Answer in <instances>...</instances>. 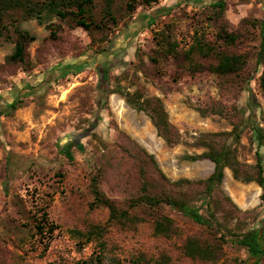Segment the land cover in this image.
Returning a JSON list of instances; mask_svg holds the SVG:
<instances>
[{
  "label": "rangeland",
  "instance_id": "374dc122",
  "mask_svg": "<svg viewBox=\"0 0 264 264\" xmlns=\"http://www.w3.org/2000/svg\"><path fill=\"white\" fill-rule=\"evenodd\" d=\"M212 1L158 0L150 8L140 6L131 17L123 9L118 12L120 22L111 34L112 42L105 44L108 53L91 49V35L83 27L61 25L53 37L51 28L37 19H20L21 27L36 37L29 50L38 63L30 71L5 67L14 43L8 38L11 34L0 37V264H76L99 250L96 242L81 249L72 230H86L91 223L104 224L108 219L106 207H90V181L103 143L113 142L116 128L154 154L172 180L204 179L213 172L214 163L184 156L207 150L197 143L203 133L230 131L233 123L217 114L204 115L199 108L216 100L234 103L245 117L240 159L256 163L257 141L251 125H264L260 117L264 112L262 67L256 65L263 39L259 23L264 19V0H226L220 17L213 14ZM102 6L103 0H95L97 16ZM222 24L229 33L238 32L233 45L219 39ZM166 25L172 27L181 49L189 48L198 34L222 50L245 54L248 62V90L232 98L221 92L209 69L214 56L197 55L205 67L194 72L185 67L183 57L156 65L147 59V69L138 72V81L148 95L164 101L170 121L182 134L174 145L158 136L144 111L130 107L118 93L109 95L107 101L100 91L108 70L121 74L137 60V52L147 58L156 48L155 32ZM14 100L22 102L16 110L10 107ZM72 140L77 143L70 148V158L63 150ZM261 151L264 154V148ZM222 188L240 209L256 215V219L254 214L247 217L246 229L264 227L263 189L257 182L237 180L226 168ZM43 209L49 222L58 225L48 248L47 239L34 234L32 220L34 216L38 220ZM164 211L175 220L176 232L171 237L154 235L150 219L138 223L136 229L110 225L104 263L134 264L139 257L147 262L168 254L171 264H264V256L255 262L246 248L225 240L223 232H211L169 206ZM202 211L207 214L205 208ZM188 236L221 246L217 262L186 256L182 247Z\"/></svg>",
  "mask_w": 264,
  "mask_h": 264
},
{
  "label": "trees",
  "instance_id": "16d2710c",
  "mask_svg": "<svg viewBox=\"0 0 264 264\" xmlns=\"http://www.w3.org/2000/svg\"><path fill=\"white\" fill-rule=\"evenodd\" d=\"M158 0H103L99 16L95 14V0H0V37L6 33L14 43L13 51L5 58V67L30 71L34 62L30 46L36 37L20 25V19H37L39 23L49 26L52 36H56L58 26L69 28L83 27L91 35V49L97 53H108L111 34L119 25L120 13L124 9L131 17L140 7H152ZM215 17L224 16L226 0H213L210 3ZM262 30V43L256 58L257 67H262L260 87L264 95V19L259 23ZM131 23L126 22V26ZM156 48L144 57L137 52V60L132 62L121 74L113 75L108 70L101 80L100 91L105 99L118 93L125 102L137 111H144L156 127L158 136L169 145L177 144L182 139L179 129L170 121L165 103L159 96L148 95L139 83L138 72H145L147 59L159 64L169 59H185V67L199 71L205 66L196 58L214 56L209 69L217 77V83L224 95L237 98L248 90L249 77L245 73L247 56L230 53L220 47L206 42L194 34L193 42L187 49L180 48V41L172 33L170 25L155 32ZM219 39L227 46L233 45L239 37L238 32L229 33L226 24H222ZM126 80L127 83H122ZM137 86L135 90H131ZM250 91V90H249ZM103 100V99H102ZM14 100L11 109L16 110L22 104ZM101 105L104 106L102 101ZM201 113L217 114L229 118L233 123L230 131L203 133L197 143L207 150L197 154H186L184 159L197 161L209 159L214 163L213 172L204 179L179 178L172 180L160 167L154 154L148 152L138 141L123 130L117 129L113 142L103 143L104 150L98 155L99 163L91 176L90 190L93 200L90 207H106L108 219L104 224L91 223L86 230L74 229L73 234L80 240L82 249L87 243L96 242L98 251L76 264H105L104 250L106 234L110 225L122 229L137 228V224L147 219L153 222L156 236L171 237L175 232V220L164 211L165 206L176 209L205 226L211 232H223L225 240H231L248 250L250 259L258 262L264 256V227L256 226L246 229L247 217L254 212L240 209L222 188L225 169L230 168L235 179L243 182L255 181L263 189L264 200V125H251L254 141H257L256 163L248 164L240 159L241 134L245 124L243 111L234 103L214 101L208 107L199 108ZM264 123V112L261 114ZM76 140L70 141L63 150L72 157L70 148ZM206 209L207 214L202 209ZM41 217L34 216L35 235L47 239L48 248L57 224L49 222L48 213L41 210ZM256 219V215L253 216ZM221 246L211 244L199 236H188L183 244V253L193 259L217 262ZM143 257V256H142ZM139 257L134 264H171L168 254L157 259L141 262Z\"/></svg>",
  "mask_w": 264,
  "mask_h": 264
}]
</instances>
